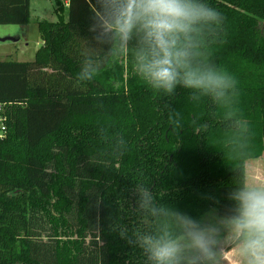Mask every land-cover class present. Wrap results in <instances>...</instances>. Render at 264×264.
Returning <instances> with one entry per match:
<instances>
[{
  "label": "trees",
  "instance_id": "16d2710c",
  "mask_svg": "<svg viewBox=\"0 0 264 264\" xmlns=\"http://www.w3.org/2000/svg\"><path fill=\"white\" fill-rule=\"evenodd\" d=\"M191 2L221 17L181 35V72H227L236 86L222 97L150 88L139 36L122 48L98 0L56 1L34 61L0 62V264H146L116 230L156 226L136 207L141 184L194 219L232 214L246 163L264 153V0ZM30 20V0H0V27Z\"/></svg>",
  "mask_w": 264,
  "mask_h": 264
},
{
  "label": "clouds",
  "instance_id": "9594fccd",
  "mask_svg": "<svg viewBox=\"0 0 264 264\" xmlns=\"http://www.w3.org/2000/svg\"><path fill=\"white\" fill-rule=\"evenodd\" d=\"M92 11L100 27L126 47L135 32L141 43L138 72L154 90L172 93L178 84L222 97L235 90L236 80L225 72L184 70L186 53L177 47L181 35L194 24L214 22L221 14L214 8L191 0H98ZM96 70L81 69L78 79L90 81ZM136 207L151 216L156 226L129 236L126 226H117L118 235L140 248L146 264H226L232 253L234 264H264V182L237 186L230 199L231 215L209 212L210 221L157 205L152 190L136 188ZM223 245V246H222Z\"/></svg>",
  "mask_w": 264,
  "mask_h": 264
},
{
  "label": "rangeland",
  "instance_id": "374dc122",
  "mask_svg": "<svg viewBox=\"0 0 264 264\" xmlns=\"http://www.w3.org/2000/svg\"><path fill=\"white\" fill-rule=\"evenodd\" d=\"M56 1L64 3L65 0H30L31 20L27 26H2L0 27V40L10 38L13 41L0 42V62H32L36 52L42 46L41 35L38 30V23L56 22L55 14ZM66 16V14H65ZM264 182V153L258 160H250L246 163V184ZM209 212H215L211 210ZM209 212L205 214L202 221H210ZM223 246V245H222ZM232 263V253L226 254V264L228 260Z\"/></svg>",
  "mask_w": 264,
  "mask_h": 264
},
{
  "label": "crops",
  "instance_id": "0c3cea01",
  "mask_svg": "<svg viewBox=\"0 0 264 264\" xmlns=\"http://www.w3.org/2000/svg\"><path fill=\"white\" fill-rule=\"evenodd\" d=\"M64 5L67 6V0L64 1ZM227 260H228L227 263H229V264H234V263H232V261H230V260L228 259V257H227Z\"/></svg>",
  "mask_w": 264,
  "mask_h": 264
},
{
  "label": "water",
  "instance_id": "95a60500",
  "mask_svg": "<svg viewBox=\"0 0 264 264\" xmlns=\"http://www.w3.org/2000/svg\"><path fill=\"white\" fill-rule=\"evenodd\" d=\"M6 41H13V40H11L10 38H6V39H1L0 40V42H2V43L6 42Z\"/></svg>",
  "mask_w": 264,
  "mask_h": 264
},
{
  "label": "built area",
  "instance_id": "2783aa9c",
  "mask_svg": "<svg viewBox=\"0 0 264 264\" xmlns=\"http://www.w3.org/2000/svg\"><path fill=\"white\" fill-rule=\"evenodd\" d=\"M2 130H4V128H2Z\"/></svg>",
  "mask_w": 264,
  "mask_h": 264
}]
</instances>
